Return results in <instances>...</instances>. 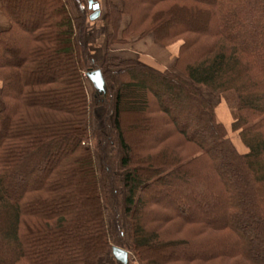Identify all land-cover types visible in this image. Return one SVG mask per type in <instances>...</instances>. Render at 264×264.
I'll return each mask as SVG.
<instances>
[{
    "label": "trees",
    "instance_id": "1",
    "mask_svg": "<svg viewBox=\"0 0 264 264\" xmlns=\"http://www.w3.org/2000/svg\"><path fill=\"white\" fill-rule=\"evenodd\" d=\"M1 4L0 264H104L125 250V218L144 264H264V0L107 4V47L180 43L178 73L99 68L105 132L91 137L86 14L62 0ZM200 87L230 98L244 153Z\"/></svg>",
    "mask_w": 264,
    "mask_h": 264
},
{
    "label": "rangeland",
    "instance_id": "2",
    "mask_svg": "<svg viewBox=\"0 0 264 264\" xmlns=\"http://www.w3.org/2000/svg\"><path fill=\"white\" fill-rule=\"evenodd\" d=\"M101 32H103L101 30ZM99 31H96V35H99ZM95 35V33L91 32L88 39L91 38V35ZM95 35V36H96ZM93 38V37H92ZM106 36L104 37L105 40ZM106 41V40H105ZM118 45V44H115ZM114 46V45H112ZM107 47L106 45V49L105 50H97L95 51L94 55H93V59L95 60V66L97 67V69L101 68L102 70H110L111 72H113L115 70V65L117 64V61H123L124 59L126 60H135V61H140L139 57L134 56L133 55H129L128 53H121V52H112L110 51L111 47ZM87 47V46H86ZM172 47H177L176 45L172 46ZM169 46V48L163 49L166 53L164 55V59H161L163 63H161V69L160 66H158L159 70L161 71H171V72H175V59L171 57V54L175 52V48H172ZM164 48V47H163ZM162 49V48H160ZM111 66V68H110ZM177 72V71H176ZM178 73V72H177ZM85 77V76H84ZM113 82L116 83V79L113 78ZM85 86L87 89V93H88V97H89V102H90V106H89V119H88V133L89 136L91 137V135L97 131V130H102L105 132L103 124H102V119H103V115H104V109L101 107H95L93 105V99H92V92L93 87L90 84V82L87 80V78L85 77ZM202 96L213 106L215 112H216V117L218 122L222 123L224 125V127L226 128V130L229 133V136L232 140V142L235 144L236 148L238 149L239 152L244 153L245 149L242 147V145L240 144L238 137L236 135H232L230 132V124L232 122V115H233V110H232V105H231V100L229 97H222V96H216L214 94H212L211 92H209L207 89H204L202 87L199 88ZM2 108V104L0 101V109ZM129 120V118H128ZM113 121V115L109 116V122L112 123ZM128 125H132L133 122H131L130 120L128 121ZM91 144L90 146H92L93 148V144L90 142H87V145ZM112 150V149H111ZM94 152V157H95V163H96V168L97 171L100 172L101 169V159L99 154L96 151ZM165 202V201H164ZM130 221L129 219H124V225H123V230H124V249L126 250V252L128 253V264H144L142 262H140L137 258H135V256L133 255L134 253L131 250V234H130ZM104 262V264H115L116 261L114 258L111 257L110 254H107V256L105 257V259L103 261H101V263ZM117 264V263H116Z\"/></svg>",
    "mask_w": 264,
    "mask_h": 264
},
{
    "label": "crops",
    "instance_id": "3",
    "mask_svg": "<svg viewBox=\"0 0 264 264\" xmlns=\"http://www.w3.org/2000/svg\"><path fill=\"white\" fill-rule=\"evenodd\" d=\"M62 1L67 6L68 12L73 19L79 17V10H82L88 17L89 23L86 26L85 44L87 46L89 55L93 58L95 51L105 50L106 42L104 40V37L107 36V34L109 33V27L105 21L106 5L111 4L121 9L124 0H93L94 3L99 5V9H100V15L94 21L89 20V17L92 14V10L89 7L88 0H78V2L76 0H62ZM128 22H129V17L124 15L122 17L123 29L128 25ZM9 28H10V23L2 11V4L0 0V33L9 30ZM97 30L100 32L99 35H96ZM101 30L103 32H101ZM91 32L95 33L96 36L92 34L91 38L88 39ZM174 45H176L177 47H172ZM179 46L180 43H175L170 46L176 49L175 52L171 54V57L174 58L175 60L178 55ZM166 48H163L162 46L157 44L152 36H147L141 40H130L128 43L124 45H114L111 47L110 51L128 53L129 55H133V57L137 56L139 57L140 61H136V62L144 66H147L149 68L159 70L158 66H160L161 69V66L163 65V64L161 65V63H163L161 62L162 61L161 59H164L162 57H164L166 53L163 49Z\"/></svg>",
    "mask_w": 264,
    "mask_h": 264
},
{
    "label": "water",
    "instance_id": "4",
    "mask_svg": "<svg viewBox=\"0 0 264 264\" xmlns=\"http://www.w3.org/2000/svg\"><path fill=\"white\" fill-rule=\"evenodd\" d=\"M89 7L92 10V14L89 17L90 21L96 20L100 15L99 5L94 3L93 0H88ZM84 76L92 85L94 91L98 95L105 96L107 94V88L100 69H89L85 72ZM112 255L117 264H128V253L118 247H112Z\"/></svg>",
    "mask_w": 264,
    "mask_h": 264
}]
</instances>
